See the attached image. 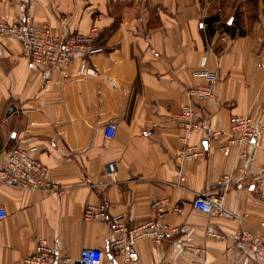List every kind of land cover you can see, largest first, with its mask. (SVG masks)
I'll use <instances>...</instances> for the list:
<instances>
[{"label":"crops","instance_id":"0c3cea01","mask_svg":"<svg viewBox=\"0 0 264 264\" xmlns=\"http://www.w3.org/2000/svg\"><path fill=\"white\" fill-rule=\"evenodd\" d=\"M26 16L55 35L95 26L103 51L88 59L96 75L82 77L78 58L47 70L31 64L18 41L0 36V164L10 149L33 146L62 188L27 191L0 181L7 212L0 264H20L39 238L56 241L72 260L96 249L101 264H264L239 237L264 231V0H0V22ZM209 16L217 18L212 33ZM203 54V69L218 77L212 96L197 101L187 92L208 84L196 74ZM191 103L202 108L203 128L183 143L177 116ZM244 114L257 132L246 157L236 148L222 154L231 117ZM106 124L116 125L112 138L103 135ZM208 129L221 135L212 138ZM185 144L201 156L181 158ZM109 162L113 174L104 171ZM198 194H223L235 218L194 210ZM104 199L109 214L128 224L153 218L174 231L159 244L138 241L135 260L126 263L110 253L107 225L82 219L87 204ZM160 199L167 200L162 212L151 207Z\"/></svg>","mask_w":264,"mask_h":264},{"label":"built area","instance_id":"2783aa9c","mask_svg":"<svg viewBox=\"0 0 264 264\" xmlns=\"http://www.w3.org/2000/svg\"><path fill=\"white\" fill-rule=\"evenodd\" d=\"M0 36H6L18 41L23 53L30 63L47 69H62L70 65L78 58L77 75L95 76V69L89 64L88 59L95 53L103 51L99 44L100 32L95 26H91L85 34L67 33L55 35L52 27L47 23L35 24L29 16L22 21L10 24L0 22ZM225 40V36L222 37ZM206 55L200 58L201 70L196 74L205 77L208 84L192 87L188 90L190 98L203 101L212 96L211 84L217 79L215 72L205 71ZM178 120L183 130V143L190 139L191 135L203 128V112L200 105L191 103L182 107L178 114ZM253 119L250 114L235 115L230 119V127L227 140L221 146L222 154L227 155L232 148L239 149V156L246 157L245 149L253 144L257 132L253 129ZM116 131L115 124H106L103 127V135L112 138ZM212 138H218L221 133L207 130ZM35 147H14L8 151L6 160L0 164V181L11 186L27 191H52L60 192L61 186L48 178L47 167L33 154ZM201 156V150L195 145L185 144L181 158L196 159ZM117 170L114 162L105 164L106 174H113ZM166 199L156 200L151 207L159 212L163 211ZM191 207L194 210L214 214L226 219H234L235 215L224 206L223 194L196 195ZM109 203L101 200L98 204H87L82 212L84 221H102L110 230L108 248L110 253L119 255L124 262H132L136 258L135 244L143 239H148L155 244L162 243L169 234L174 231L167 224H158L153 218L140 221L136 224H128L120 214L111 215L108 211ZM178 211V208H175ZM7 216L6 210L0 206V221ZM218 237V235H214ZM239 237L246 242L250 250L256 255L264 257V231H240ZM185 249L195 256H204V250L199 246L187 245ZM102 252L96 249H83L77 260L68 256H61L59 245L54 240L39 238L31 254L22 258L20 264H101ZM198 262V261H197ZM233 264V263H230Z\"/></svg>","mask_w":264,"mask_h":264},{"label":"trees","instance_id":"16d2710c","mask_svg":"<svg viewBox=\"0 0 264 264\" xmlns=\"http://www.w3.org/2000/svg\"><path fill=\"white\" fill-rule=\"evenodd\" d=\"M204 22L207 25V30L209 33H212L215 30V28L217 27L216 26V22H217L216 16H209V17L204 19ZM225 29H226V31H228L230 37L235 36L234 32L232 30H230L229 27H225Z\"/></svg>","mask_w":264,"mask_h":264}]
</instances>
